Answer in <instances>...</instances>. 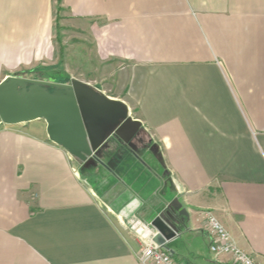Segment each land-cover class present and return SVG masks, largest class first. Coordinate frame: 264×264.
<instances>
[{
	"label": "crops",
	"instance_id": "1",
	"mask_svg": "<svg viewBox=\"0 0 264 264\" xmlns=\"http://www.w3.org/2000/svg\"><path fill=\"white\" fill-rule=\"evenodd\" d=\"M55 4L0 0V80L57 64ZM62 4L90 40L89 63L121 65L119 99L158 144L170 197L189 214L166 242L172 258L230 264L209 250L210 212L264 264V0ZM41 120L0 121V264H153L139 260L151 242L141 226L160 210H142L146 195L163 190L133 185L161 176L142 168L140 177L123 159L85 166ZM133 198L138 206L125 217Z\"/></svg>",
	"mask_w": 264,
	"mask_h": 264
},
{
	"label": "water",
	"instance_id": "2",
	"mask_svg": "<svg viewBox=\"0 0 264 264\" xmlns=\"http://www.w3.org/2000/svg\"><path fill=\"white\" fill-rule=\"evenodd\" d=\"M51 88V89H50ZM44 119L49 139L63 147L85 166L99 161L98 155L107 147L109 137L134 148L136 141L147 148L165 169L162 152L152 142L140 120L129 114L128 105L109 97L86 82L71 78L69 83L41 80L12 73L0 81V121L17 124ZM138 202L136 198L122 209L130 217ZM189 214L177 197L165 205L141 230L154 244L168 248ZM166 231H171L167 234Z\"/></svg>",
	"mask_w": 264,
	"mask_h": 264
},
{
	"label": "rangeland",
	"instance_id": "3",
	"mask_svg": "<svg viewBox=\"0 0 264 264\" xmlns=\"http://www.w3.org/2000/svg\"><path fill=\"white\" fill-rule=\"evenodd\" d=\"M60 4V9H55L54 12L56 26L54 29V40L58 44L57 56L54 61H56L57 64L42 63L34 66L27 72V75L20 73L17 74L24 77L41 80H48V76H53L56 77L54 81L60 83H69L71 78H76L88 83L97 90L102 91L109 97H112V95H117L113 98H124L122 80L119 78L121 76V65L119 64L117 66L120 69L115 72L116 70H113L114 67L112 66H99L90 64V60L95 63L94 59L89 58L92 56L91 49L89 48L90 40L86 34H84V32L81 31V33L77 30L78 27H76V25L78 24L73 21L71 14L65 10L62 0H60ZM129 114H137L136 109L129 108ZM41 122L46 124L44 119H42ZM134 144V148H132L121 141H116V139L113 137H109L108 145L105 149L102 148V156L97 162L107 166L106 164H117V161L120 162V159H123L124 162H122L128 163L131 172L135 174L138 173L140 177L142 168H144L146 172L147 170H150L151 172H154L155 175H158L159 177L161 176V181H158L156 179L157 176L152 177L150 173L147 174L145 172L146 177H144L145 179H143V182L146 183H144V186L140 184L142 182V178L140 180L138 179V182L135 180L137 183L136 185H133L134 189H139V192L143 191L144 189L145 191L148 190L157 193L156 191L159 189L158 186L160 182V188L163 190L164 194L163 196L158 197L153 193L149 194V196L146 195L147 198L145 200H147V203L142 210V215L144 214L149 216L150 212L155 211L156 209L162 210V208H164L165 205L171 201V195L168 191L170 189L168 188L169 183L167 180V175L165 177V173L167 171L166 167L164 169L158 160L151 154V152L147 148L143 147L140 142L136 141ZM126 158H129V160ZM78 162L80 163L79 160ZM81 174L83 176V173ZM149 175L152 178H149ZM155 205L158 208L155 207ZM231 260L232 261L230 264H236L234 263L233 258ZM173 261L177 264H185L184 260L181 258L175 257Z\"/></svg>",
	"mask_w": 264,
	"mask_h": 264
},
{
	"label": "built area",
	"instance_id": "4",
	"mask_svg": "<svg viewBox=\"0 0 264 264\" xmlns=\"http://www.w3.org/2000/svg\"><path fill=\"white\" fill-rule=\"evenodd\" d=\"M204 213L207 218V233L210 237L208 247L212 253L230 255L236 264H258L254 257L247 254L234 243L226 229L210 212ZM139 260L141 263L177 264L173 261L167 249L151 242H145L142 245Z\"/></svg>",
	"mask_w": 264,
	"mask_h": 264
},
{
	"label": "trees",
	"instance_id": "5",
	"mask_svg": "<svg viewBox=\"0 0 264 264\" xmlns=\"http://www.w3.org/2000/svg\"><path fill=\"white\" fill-rule=\"evenodd\" d=\"M60 6H61V4H60V0H56L55 9H56V10H59V9H60ZM54 12H55V11H54Z\"/></svg>",
	"mask_w": 264,
	"mask_h": 264
},
{
	"label": "flooded vegetation",
	"instance_id": "6",
	"mask_svg": "<svg viewBox=\"0 0 264 264\" xmlns=\"http://www.w3.org/2000/svg\"><path fill=\"white\" fill-rule=\"evenodd\" d=\"M103 148L105 149L106 147H103ZM101 153H102V149L100 150V152L98 153V155L101 156Z\"/></svg>",
	"mask_w": 264,
	"mask_h": 264
},
{
	"label": "bare ground",
	"instance_id": "7",
	"mask_svg": "<svg viewBox=\"0 0 264 264\" xmlns=\"http://www.w3.org/2000/svg\"><path fill=\"white\" fill-rule=\"evenodd\" d=\"M156 245V244H155ZM158 246V245H157Z\"/></svg>",
	"mask_w": 264,
	"mask_h": 264
}]
</instances>
